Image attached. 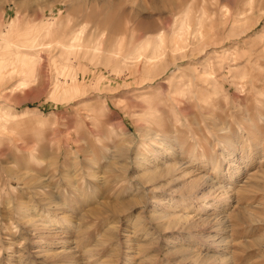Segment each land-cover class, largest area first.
I'll list each match as a JSON object with an SVG mask.
<instances>
[{
	"label": "rangeland",
	"instance_id": "374dc122",
	"mask_svg": "<svg viewBox=\"0 0 264 264\" xmlns=\"http://www.w3.org/2000/svg\"><path fill=\"white\" fill-rule=\"evenodd\" d=\"M0 264H264V0H0Z\"/></svg>",
	"mask_w": 264,
	"mask_h": 264
},
{
	"label": "bare ground",
	"instance_id": "6f19581e",
	"mask_svg": "<svg viewBox=\"0 0 264 264\" xmlns=\"http://www.w3.org/2000/svg\"><path fill=\"white\" fill-rule=\"evenodd\" d=\"M139 160V159H138ZM141 161V160H140ZM29 214V213H28ZM30 214H31V212H30ZM185 221H186V223H189V221H190V219H191V217L189 216V215H184V218H183ZM179 223V222H178Z\"/></svg>",
	"mask_w": 264,
	"mask_h": 264
}]
</instances>
